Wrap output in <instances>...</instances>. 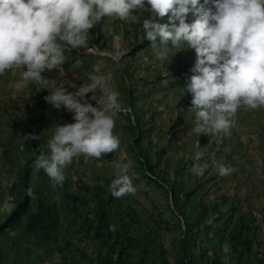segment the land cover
Masks as SVG:
<instances>
[{
    "label": "rangeland",
    "instance_id": "obj_1",
    "mask_svg": "<svg viewBox=\"0 0 264 264\" xmlns=\"http://www.w3.org/2000/svg\"><path fill=\"white\" fill-rule=\"evenodd\" d=\"M137 23L142 22L133 23L115 17H104L89 30L88 37L90 44L101 46L109 43V49L107 47L103 49V55L87 53L86 49L84 53L81 48L69 49L65 52L67 59L63 69L66 78L74 80L79 85L82 82L79 78H86L87 73L94 71V65H98L101 72L112 74L111 83L119 92L118 99L121 105L115 117L113 129L120 138V146L113 153H103L100 158L86 159L81 154L73 158L71 164L65 168L73 195L84 196L88 199L89 205L94 204L93 194L96 188L101 187L105 190V193L102 192L103 195L111 194L109 184L116 174L115 164L131 161L129 175L133 179L136 191L121 196L119 208H126L127 203L135 208L138 213V222L132 224V233L141 237L145 232H151L155 228L156 248L159 249L158 242H160L165 249L166 260L170 264H178L173 247L176 240L182 236V232L177 227V220L173 219L171 214L173 210L171 209V212L169 210V206L173 204L168 199L169 184H155L153 179L157 178L154 175L150 178L144 175L145 166L140 164L139 159L147 157L149 162L155 165L154 169H163L171 181L180 177L186 189L194 188L195 185L198 191L195 190L194 194H190L189 197L196 198L197 192H203V195L199 196L201 201L214 206L217 211L223 210L231 213L232 205L237 209L240 206L239 209L244 211L252 209L255 223L259 228L257 226V229L253 230L254 238H256L249 256L239 258L229 239L228 232L232 224L238 221V211L233 212L229 222L212 218L213 211L211 212V217L206 221L215 219L217 222L215 227L219 226L220 230L225 227V235L228 234L225 239L219 238L218 233H214L211 234L209 242L198 240L196 244L201 255L210 257L211 261H218L219 264H264V251L262 253L258 250L259 245L264 247V172L259 173L260 165L264 168L262 159L264 155V110L257 108L251 116L247 113L243 114L238 108L235 124L231 129L233 131L230 136L223 135L224 138L230 137V139H219L222 133L211 132L197 137L190 131L195 120L194 112L188 107L191 105V100L184 98L186 91L183 95L182 90L186 79L181 77L176 82L180 73L172 71L169 74L164 63L158 64L157 62L161 59L157 57L153 47L151 51L139 48L141 51L138 54L131 55L132 45L137 44V40L140 41L143 36L140 31L135 34ZM115 27L124 33L122 47L116 55L110 50L111 48L118 50L116 42L112 39V35L117 33ZM98 35L104 36L102 39H105L99 43L96 40L93 42L89 40L97 38ZM106 53H111L112 56L107 57ZM118 54H121V57ZM169 55L175 58L180 57V52L170 49ZM144 57H148V60L145 61ZM180 58L186 61L190 57L183 55ZM167 59L170 62L169 57ZM148 61L153 62V67L148 65ZM190 67L184 66L185 70L188 69L187 71ZM22 70V68L6 70L3 75H0V213L9 211L12 206V194L10 191L8 193L7 187L10 181L15 179V172L23 163L25 153H34L31 145L34 139L25 140L24 135L32 133L40 136V139H37V143L41 144L39 149L47 153L49 151L48 140L56 124L73 122L72 113L63 106L57 109L45 101L44 97L49 93L47 85L28 82L20 88L16 87L17 82L21 80ZM42 75L46 79L64 78L59 77L55 69H46ZM188 75H191L190 71ZM69 90L74 91L75 89L70 88ZM91 102L95 103V101ZM160 105H164V108L161 109ZM37 125H41L39 133L36 132ZM197 139L204 152L200 161L193 159ZM249 149L257 151L251 153ZM213 158L231 165L234 171L225 176L219 175L211 163ZM205 161L209 163V167L205 169L203 175H195L191 171L193 164ZM177 167L180 168L182 175H174ZM250 172H254V175L249 174ZM258 173L260 178H256ZM37 174L36 180L39 187L44 190V194L50 201L57 203L60 212L61 222L52 233L57 242L50 254H44L45 251L41 245H37L34 236H26L17 230L10 232L7 235L8 239L3 240L4 249L11 260L16 257L17 253H21L17 264H67L63 256L78 259L80 254L79 252L69 253L68 249H64L66 239L76 238L74 236L75 225L71 221V215L64 213L60 208L59 190L49 186L50 178L42 169ZM250 191L254 193L251 194ZM235 197L239 199L236 200ZM180 198V201L176 199V203L182 202L187 207L190 200H185L184 196ZM84 210V206L75 210L79 222L82 221ZM162 220H165L166 225L164 222L161 223ZM201 237L204 236L199 238ZM74 242L72 250H76L77 244H80L78 240ZM80 247L88 251L89 261L96 263L94 259L96 250L92 243L83 242ZM239 249L243 248L240 246ZM81 260L86 261V259ZM161 264L166 263L161 262Z\"/></svg>",
    "mask_w": 264,
    "mask_h": 264
},
{
    "label": "clouds",
    "instance_id": "obj_2",
    "mask_svg": "<svg viewBox=\"0 0 264 264\" xmlns=\"http://www.w3.org/2000/svg\"><path fill=\"white\" fill-rule=\"evenodd\" d=\"M104 17L142 22L134 30L143 36L130 53L153 47L161 59L158 64L164 63L169 74L176 71L186 79L182 90L183 95L186 91L184 98L191 100L188 107L195 120L190 131L197 137L211 132L222 133L219 139H226L223 135L230 136L233 131L238 108L251 116L257 108L264 110V0H0V75L22 68L17 88L28 82L47 85L45 101L72 113L73 122L56 124L48 140L49 151L41 152L33 162L54 188L63 185L65 168L73 158L81 154L86 159L100 158L120 146L113 129L121 105L112 74L94 65V71L79 78L82 82L77 85L66 78L63 69L66 50L81 48L84 53L103 55V49H109V43L98 46L88 42L89 30ZM114 29L117 33L112 39L118 50H110L116 55L124 33ZM103 37L98 35L96 42H102ZM89 47L96 48L91 51ZM170 49L179 50L180 57L189 60L169 55ZM148 62L153 67V62ZM185 65L191 66V75ZM46 69H55L64 78L46 79L42 75ZM24 139L40 136L29 133ZM194 149L193 159L200 161L204 152L198 139ZM131 163L115 164L116 174L109 184L113 196L136 191L129 175ZM211 163L221 176L234 171L215 158ZM208 167L207 161L197 162L191 171L201 176ZM28 194L33 195L31 187ZM246 211L254 216L252 209Z\"/></svg>",
    "mask_w": 264,
    "mask_h": 264
},
{
    "label": "trees",
    "instance_id": "obj_3",
    "mask_svg": "<svg viewBox=\"0 0 264 264\" xmlns=\"http://www.w3.org/2000/svg\"><path fill=\"white\" fill-rule=\"evenodd\" d=\"M89 40L95 41L98 39ZM181 77L180 74L179 78ZM187 98L190 99V95ZM40 128L41 125L36 126L37 133L40 132ZM37 141V139H34L31 143L32 152L34 153H25L23 163L15 172V179L11 180L7 187L8 193L10 191V194H12V206L9 211L0 213V264H17L20 258L21 253H17L16 257L11 260L4 249L3 240L8 239L7 235L12 231L18 230L26 236H34L37 245H41L43 251H45L44 254H50L57 242L52 233L61 222L60 212L57 203L48 199L36 180L39 170L35 169L33 162L42 152L39 149L41 144H38ZM25 151H27V147H25ZM139 160L140 164L145 166V176L150 178L154 175L157 178L156 180L153 179L155 184H169L170 195L168 199L173 203L169 206V210L170 212L171 209L173 210L171 213L173 219L177 220V227L182 232V236L176 240L173 247L178 264H219L218 261H211L210 257L201 255L196 244L200 239L205 242L211 241V234L214 233H218L219 238L222 237V239H225L229 233L232 247L234 252L238 253L239 258L242 259L244 256L251 254L252 244L256 238H254L253 230L257 229L258 226L251 211L245 212L240 209L238 221L232 224L230 232L225 235L226 228L222 227L220 230L219 226L215 227L217 223L215 219L209 222L206 220L211 217L210 214L213 211L212 218L229 222L233 212L239 210L240 206L237 209L236 206L232 205L233 210L230 211L231 213L223 210L217 211L214 206L201 201L199 196H202L203 192H197L196 198L194 196L189 197L190 194H194L195 190L198 191L195 185L194 188L186 189L183 181H180V177H176L171 181L163 169H154L155 165L150 163L147 157H142ZM179 170L180 168L177 167L174 175H182ZM49 183V186L54 188L51 180ZM30 187L33 195L28 194ZM56 188L59 190L61 198L60 208L64 213L71 215V221L75 225L74 236L76 238L66 239L64 249H68L69 253H80L78 259L63 256L65 263L161 264L162 262L170 264L166 260L163 245L158 242L159 249L156 248L155 234L157 232L155 228L151 232H145L141 237L132 233L131 226L133 223L138 222V213L129 203H127L126 208L120 209V197H115L112 193L103 195L102 192L105 193V190L98 187L93 194L95 202L89 205L86 197H81L78 194L73 195L67 174L63 185H57ZM84 188L87 190L86 186ZM48 189L50 188L48 187ZM181 196H184L185 200H190L187 207L182 202L176 203V199L180 201ZM80 206H84L85 210L82 221L79 222L75 210ZM163 222L166 225L165 220L161 221V223ZM112 226H115V230ZM202 235L204 237L199 238ZM74 240H78L80 243L77 244L76 250L71 249L75 243ZM83 242L85 244L90 242L95 247L96 256L94 259L96 263L89 261V253L86 249H81L80 246ZM240 246L244 250L239 249ZM258 250L263 253L264 247L259 245ZM81 259H86V261L83 262Z\"/></svg>",
    "mask_w": 264,
    "mask_h": 264
},
{
    "label": "crops",
    "instance_id": "obj_4",
    "mask_svg": "<svg viewBox=\"0 0 264 264\" xmlns=\"http://www.w3.org/2000/svg\"><path fill=\"white\" fill-rule=\"evenodd\" d=\"M226 139H230V137H228V138H226ZM243 140H245V139H243ZM247 140H249V139H247ZM246 141V140H245ZM257 147H259L258 146V144H257ZM249 152H251V153H256V151L257 150H251V149H249L248 150ZM256 155V154H255ZM262 159H263V161H264V155H263V157H262ZM259 170H260V172L257 170V172H259V173H263L264 171V168H263V165H260V167H259ZM259 173L256 175V178H260V175H259ZM249 174H251L252 176L254 175V172H250ZM264 188V187H263ZM250 190H254V189H250ZM264 190V189H263ZM251 192V194L252 193H254V191H250ZM236 199H239L238 197H235ZM249 209H251V208H249Z\"/></svg>",
    "mask_w": 264,
    "mask_h": 264
},
{
    "label": "built area",
    "instance_id": "obj_5",
    "mask_svg": "<svg viewBox=\"0 0 264 264\" xmlns=\"http://www.w3.org/2000/svg\"><path fill=\"white\" fill-rule=\"evenodd\" d=\"M94 48L96 47H89V50L94 51Z\"/></svg>",
    "mask_w": 264,
    "mask_h": 264
}]
</instances>
